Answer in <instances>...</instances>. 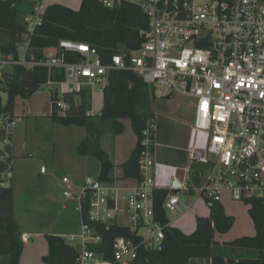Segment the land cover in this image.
Wrapping results in <instances>:
<instances>
[{"label": "built area", "instance_id": "1", "mask_svg": "<svg viewBox=\"0 0 264 264\" xmlns=\"http://www.w3.org/2000/svg\"><path fill=\"white\" fill-rule=\"evenodd\" d=\"M107 8L136 6L149 20L142 32L144 43L131 53L115 54L105 62L96 48L86 43L63 40L42 59L31 54V37L42 25L45 11L37 4L25 20L27 31L20 37L14 55L0 53V85L7 68L27 70L45 67L61 69L62 82L48 81L41 91L58 95L60 112L68 109L64 94L77 95L86 88L104 90L113 71H134L151 89L157 100L175 96L195 101L191 130V154L204 156L209 173L201 187L192 189L190 177L179 181L180 194L170 193L164 208L179 215L190 209L181 194L194 191L208 205L221 203L224 194L245 204L264 200V0H96ZM69 55L79 60L69 61ZM1 97V107L6 101ZM14 113L0 111V180L9 181L14 173ZM156 118L145 125L140 141V180L131 188L99 183L88 177L80 186L64 177L65 198L76 203L81 233L65 237L78 243L77 264H133L140 251L161 247L164 227L156 220L155 192L158 184L156 162ZM10 158V159H9ZM177 179V177L175 176ZM73 191L77 193L74 195ZM126 218L127 225L122 224ZM96 224H118L129 228L131 236L113 242V259L92 250L103 237ZM24 242L29 237L23 236Z\"/></svg>", "mask_w": 264, "mask_h": 264}, {"label": "trees", "instance_id": "2", "mask_svg": "<svg viewBox=\"0 0 264 264\" xmlns=\"http://www.w3.org/2000/svg\"><path fill=\"white\" fill-rule=\"evenodd\" d=\"M36 4L20 0H0V53L19 57L16 46L20 37L27 31L26 18ZM149 29V20L137 8L125 5L111 9L96 0H82L78 10L52 4L45 8L42 25L31 37V54L42 59L46 50L59 48L63 40L86 43L98 50L99 56L109 61L115 54L138 51L144 43L142 32ZM69 61L79 60L78 55H69ZM0 92L7 96L4 109L14 113L16 99L30 100L48 81L62 82L64 71L45 67L27 70L17 66L11 74L2 75ZM104 106L101 113L91 114L92 92L86 88L77 95L64 94L62 99L68 105L64 112L57 106L59 99L51 96L53 122L66 127H84L85 139L77 146V152L88 161L89 177L99 183H113L110 176L114 165L103 150L101 138L106 134H122L123 120H130L138 145L126 163L122 165L123 178L140 180L139 159L142 132L151 119L155 118L151 101L155 100L151 89L134 71H113L108 76V84L103 90ZM13 153V147L8 149ZM2 151L0 150V156ZM11 159L14 156L10 157ZM9 158V159H10ZM0 158V165H2ZM97 165H92L95 164ZM90 172L92 174H90ZM94 174V175H93ZM6 181L0 180V183ZM171 192L158 189L155 192L156 220L164 227L165 238L161 250H141L133 264H190L192 259H204L211 264H264V200L253 198L245 204L249 207L256 230L254 237H244L220 244L215 240L216 233L226 234L234 226L235 219L227 215L223 205L210 206L208 217H198L195 231L186 235L171 226L168 211L164 208ZM96 230L103 241L91 249L104 254L107 260L113 259V242L118 237L131 236L127 227L118 224H96ZM49 252L43 258L44 264H77L79 247L67 242L65 237L46 235ZM25 242L15 215L14 189L0 185V264H20ZM246 251V253H242ZM253 251V253H247Z\"/></svg>", "mask_w": 264, "mask_h": 264}, {"label": "rangeland", "instance_id": "3", "mask_svg": "<svg viewBox=\"0 0 264 264\" xmlns=\"http://www.w3.org/2000/svg\"><path fill=\"white\" fill-rule=\"evenodd\" d=\"M30 1L36 5L41 2V0ZM6 71L11 74L13 68L9 67ZM93 94L95 98L100 95L99 87H93ZM2 97L7 100L5 93H2ZM151 105L156 114L157 130L159 126L161 128L159 144L167 149L172 146L181 147L185 139L184 128L187 120L194 123V99L176 96L173 99H155L151 101ZM51 108V94L46 91L36 93L28 101H18L17 113L20 115L13 132L15 149L13 178L0 183L3 187H13L15 215L20 232L31 233L32 238H29V243L38 246L41 242L47 246L46 235L70 236L73 233L75 235L81 233L77 205L64 197L62 180L64 177H69L78 184L82 183L89 174L88 167L87 170L85 169L86 158L77 152V146L86 137L85 128L66 127L53 122L49 117ZM126 127L125 134L119 137L125 147L133 138L131 128L128 125ZM116 137L110 134V139L114 140ZM3 149L4 145L0 139V150ZM201 169L204 182L209 168L203 164ZM186 176L189 177L188 174ZM73 193L77 195L75 191ZM182 197L188 204L192 202L184 194ZM201 200L195 206L197 210L199 207L198 211H201L202 207L207 208L203 199ZM193 209L183 217L169 211L168 217L171 221H178L180 217L186 219L192 214ZM122 223L124 225L128 223L126 218H122Z\"/></svg>", "mask_w": 264, "mask_h": 264}, {"label": "crops", "instance_id": "4", "mask_svg": "<svg viewBox=\"0 0 264 264\" xmlns=\"http://www.w3.org/2000/svg\"><path fill=\"white\" fill-rule=\"evenodd\" d=\"M81 3H82V0H41L40 2V4H43L45 8L52 4H60V5L69 7L73 10H78L81 6ZM49 50H46V52H49ZM90 89L92 92V103H93L91 114L95 115V114L101 113L103 109L104 95H103V91L100 90V95H97V98H95L93 94V88H90ZM173 98H170V99H173ZM19 100H23V99L20 97L16 99L14 114L17 118H19V115H20L17 113V103ZM153 101L154 100H152V102ZM32 108L35 110L34 106H32ZM152 112L154 113L153 109H152ZM154 115L156 114L154 113ZM194 115H195V105H194ZM194 115H193V118H194ZM126 122L128 124H126ZM122 123L125 127L124 132L119 135L110 133L111 135L117 136L114 140L112 138L110 139V134L104 135L101 138V145H102L103 150L108 154L110 161L114 165V168L110 174L112 179H114L113 183L118 184L119 186L124 187V188H131V187L136 186L138 184V181L133 180V179L123 178L122 165L127 162L131 153L137 147L138 136L135 134L130 120H123ZM127 125L132 130L133 138L130 139L129 144L126 145L125 147V145H123L124 143H121V140L119 139V137H122L125 134ZM192 127H193V122H189L187 120V124L184 128L185 129V139L183 141V144L181 145V147L172 146L169 149L159 144L160 142L159 140L161 139L160 138L161 137L160 126L157 130L156 162L160 164L161 166H163V167H160L158 171V184L162 186V189H167L171 193L174 192V190L172 189V182L174 180L178 181L182 179L185 174H188L190 177V186L192 189H195L197 187L199 188L205 183V181L204 182L202 181L203 170L201 169V167L203 164L200 162V158L196 157L197 155L199 156V154L197 153L193 157L191 154V148H192V143H193V140L191 138ZM107 139H110V140H107ZM13 155L15 158L14 146H13ZM86 164L87 165H85L86 166L85 169L87 170V167H88L87 159H86ZM92 165L95 166L97 164L95 163ZM175 176L177 177V179L175 178ZM88 177H89V174L87 178ZM85 180L86 178L84 179V181ZM84 181L78 184H76L74 181L73 182L78 188V186L82 185ZM183 194L184 193L180 195L181 200L185 202L186 204H188V202H186V200L183 199L182 197ZM184 195L187 196L188 199L190 198L192 200V202L188 204L191 206L190 209L194 208L192 211V214L187 216L186 219L182 218L185 215V213L190 211L189 209L188 211L180 215L182 216L179 218L180 220L178 221H171L170 219L169 220H170L171 226L181 230L186 235H190L195 231L197 227V218L198 217H208L210 215V206L203 199L204 201L203 203L207 205V208L202 207V210L200 209L201 211H198L199 207L197 210L195 206L202 198H197L194 191L188 194H184ZM221 204L223 205L227 215L234 217L235 223L230 232L226 234L216 233L215 240L217 242H219L220 244H223L226 242H232L239 238L254 237L256 235L254 222L249 215V212H248L249 207L246 206V204L233 201L228 194L223 195ZM22 235L23 236L27 235V237H29L30 239L32 238L31 233L25 232ZM54 235L61 236V237H68V236H65L64 234H54ZM72 235H75V234L73 233L70 236ZM29 241L25 242L24 251L20 259V264H44L43 258L49 252L48 242H47V246L45 245L44 242H41L40 246H38L35 243L30 244L31 242L29 243ZM242 253L244 254L246 253V251H242ZM247 253H253V251H247ZM147 264H158V263L148 262ZM190 264H211V261L204 260V259H192L190 260Z\"/></svg>", "mask_w": 264, "mask_h": 264}, {"label": "water", "instance_id": "5", "mask_svg": "<svg viewBox=\"0 0 264 264\" xmlns=\"http://www.w3.org/2000/svg\"><path fill=\"white\" fill-rule=\"evenodd\" d=\"M20 1H27V0H20ZM56 97H58V95L56 94ZM197 158L199 157L200 159H204V156H196ZM180 187V183L177 181V180H174L173 182H172V188H179ZM173 194L174 195H178V194H180V192H179V190H175L174 192H173ZM158 250H161V247H159L158 248Z\"/></svg>", "mask_w": 264, "mask_h": 264}]
</instances>
